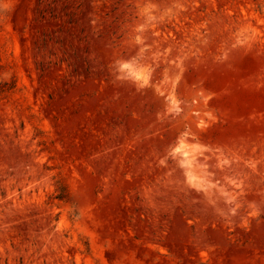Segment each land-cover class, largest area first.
<instances>
[{
    "label": "rangeland",
    "instance_id": "1",
    "mask_svg": "<svg viewBox=\"0 0 264 264\" xmlns=\"http://www.w3.org/2000/svg\"><path fill=\"white\" fill-rule=\"evenodd\" d=\"M0 264H264V0H0Z\"/></svg>",
    "mask_w": 264,
    "mask_h": 264
}]
</instances>
